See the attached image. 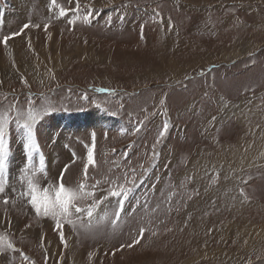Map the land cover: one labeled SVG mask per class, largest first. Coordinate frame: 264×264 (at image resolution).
Returning a JSON list of instances; mask_svg holds the SVG:
<instances>
[{"label":"rangeland","instance_id":"rangeland-1","mask_svg":"<svg viewBox=\"0 0 264 264\" xmlns=\"http://www.w3.org/2000/svg\"><path fill=\"white\" fill-rule=\"evenodd\" d=\"M0 26V264H264V0H0ZM30 180L92 195L37 214Z\"/></svg>","mask_w":264,"mask_h":264},{"label":"snow or ice","instance_id":"snow-or-ice-1","mask_svg":"<svg viewBox=\"0 0 264 264\" xmlns=\"http://www.w3.org/2000/svg\"><path fill=\"white\" fill-rule=\"evenodd\" d=\"M55 3V0H53ZM63 14V9H61ZM28 25H25L27 27ZM7 38H5V43ZM32 118L30 117L29 122L23 125L29 133L32 132ZM7 123V121H4ZM167 131V125L164 126L163 131L160 133L161 136ZM6 155V148L3 140V129L0 126V169L4 166V157ZM89 162L93 161V157L91 152L88 156ZM85 171H87V165L85 166ZM84 185L81 184L77 188L66 187L64 183L61 181L57 186L51 188H43L42 190L38 187V183L35 180L29 181V189H30V202L33 208L36 210L37 214H40L41 210H43L45 215L51 214L53 216H59L62 218L70 217L71 210L74 208L76 213H80L83 211L80 207H76V201L82 200L91 193L84 191ZM128 189L123 187L120 188L119 191H112L110 194L113 197H122L126 198ZM7 203V201H5ZM99 202L93 203L90 207L87 208V215L91 217L93 215V211L98 207ZM123 199H121V211H122ZM119 212L116 213L117 218L119 217ZM115 223V221H114ZM143 233V229H141V234ZM6 237L0 235V242L4 241ZM8 247L11 248L12 245L9 243Z\"/></svg>","mask_w":264,"mask_h":264},{"label":"bare ground","instance_id":"bare-ground-1","mask_svg":"<svg viewBox=\"0 0 264 264\" xmlns=\"http://www.w3.org/2000/svg\"><path fill=\"white\" fill-rule=\"evenodd\" d=\"M50 16H51V15H50ZM18 38H19V37H18ZM232 57H233V56H232ZM233 59H235V58H232V60H233ZM210 63H211V62H210ZM210 63H209V64H210ZM0 74H1V73H0ZM94 120L97 121V120H100V119L97 118V117H95V116L85 117V119H84V121L87 122V124L93 122ZM84 124H85V123H84ZM48 247H49V245H48Z\"/></svg>","mask_w":264,"mask_h":264},{"label":"flooded vegetation","instance_id":"flooded-vegetation-1","mask_svg":"<svg viewBox=\"0 0 264 264\" xmlns=\"http://www.w3.org/2000/svg\"><path fill=\"white\" fill-rule=\"evenodd\" d=\"M172 185H175V184H171V186H172ZM239 193H241V192L239 191ZM185 196L191 198L190 195L187 194V193L185 194ZM241 196H242V194H241ZM242 197H243V196H242ZM164 198H165V197H164ZM243 198H244V197H243ZM169 199H170V197H169ZM169 199H168V200H169ZM191 199H192V198H191ZM194 212H195V211H194Z\"/></svg>","mask_w":264,"mask_h":264}]
</instances>
